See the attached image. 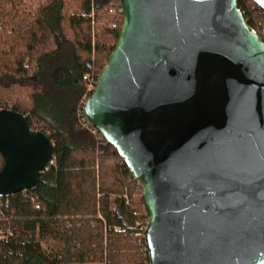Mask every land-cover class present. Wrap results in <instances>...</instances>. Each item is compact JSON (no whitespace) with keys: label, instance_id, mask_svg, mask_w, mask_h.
Masks as SVG:
<instances>
[{"label":"water","instance_id":"95a60500","mask_svg":"<svg viewBox=\"0 0 264 264\" xmlns=\"http://www.w3.org/2000/svg\"><path fill=\"white\" fill-rule=\"evenodd\" d=\"M118 1L83 113L139 185L148 264H264V26L237 0ZM53 147L0 109V195L33 188Z\"/></svg>","mask_w":264,"mask_h":264},{"label":"trees","instance_id":"16d2710c","mask_svg":"<svg viewBox=\"0 0 264 264\" xmlns=\"http://www.w3.org/2000/svg\"><path fill=\"white\" fill-rule=\"evenodd\" d=\"M237 5L260 34L264 12L251 0ZM120 23L118 0H0V109L22 113L54 145L33 188L0 195V229H9L0 264H148L133 228L147 220L139 185L77 118L86 75L106 64Z\"/></svg>","mask_w":264,"mask_h":264},{"label":"built area","instance_id":"2783aa9c","mask_svg":"<svg viewBox=\"0 0 264 264\" xmlns=\"http://www.w3.org/2000/svg\"><path fill=\"white\" fill-rule=\"evenodd\" d=\"M113 13H115V11L112 10ZM264 41V40H263ZM98 75H94V76H90V75H86V78L88 80V85H87V90L86 93L83 95L81 101H80V105L81 108L78 110L77 112V118H78V122L81 125V127H83L84 129H86L87 131H89L92 135H94L95 137L98 135V131L93 128L89 122L86 120L84 113H83V103L85 101V99L88 97V95L91 93V91L93 90L95 83H96V79H97ZM98 139V137H97ZM136 181V180H135ZM136 184L138 185L137 181ZM140 190V188H139ZM133 195L134 197H138V195H140V193H138L137 188L133 187ZM124 197L126 198V202L128 201V197L126 194H124ZM140 212L136 211L134 212V215H138L140 216ZM146 222L147 220L144 222L142 221V219L137 220L134 223L133 228L135 229V233L134 235L136 237H142L144 238V231L146 228ZM5 229H0V237L7 239V234L4 232ZM5 231H9V229H6Z\"/></svg>","mask_w":264,"mask_h":264},{"label":"rangeland","instance_id":"374dc122","mask_svg":"<svg viewBox=\"0 0 264 264\" xmlns=\"http://www.w3.org/2000/svg\"><path fill=\"white\" fill-rule=\"evenodd\" d=\"M26 5H28L29 7H35L37 5L38 2L42 1V0H22ZM3 217L0 216V220ZM1 222V221H0ZM2 227V226H0Z\"/></svg>","mask_w":264,"mask_h":264}]
</instances>
